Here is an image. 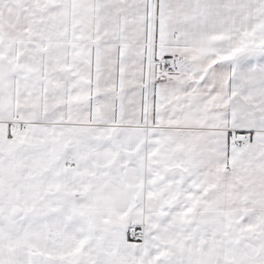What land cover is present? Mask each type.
Returning a JSON list of instances; mask_svg holds the SVG:
<instances>
[{
	"label": "snow or ice",
	"instance_id": "6c2138e0",
	"mask_svg": "<svg viewBox=\"0 0 264 264\" xmlns=\"http://www.w3.org/2000/svg\"><path fill=\"white\" fill-rule=\"evenodd\" d=\"M0 264H264V0H0Z\"/></svg>",
	"mask_w": 264,
	"mask_h": 264
}]
</instances>
